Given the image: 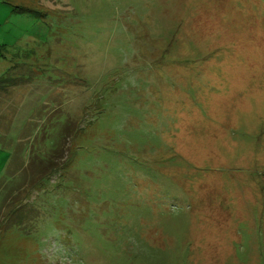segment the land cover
I'll return each instance as SVG.
<instances>
[{"label": "rangeland", "instance_id": "374dc122", "mask_svg": "<svg viewBox=\"0 0 264 264\" xmlns=\"http://www.w3.org/2000/svg\"><path fill=\"white\" fill-rule=\"evenodd\" d=\"M0 80V264H264V0H0Z\"/></svg>", "mask_w": 264, "mask_h": 264}, {"label": "trees", "instance_id": "16d2710c", "mask_svg": "<svg viewBox=\"0 0 264 264\" xmlns=\"http://www.w3.org/2000/svg\"><path fill=\"white\" fill-rule=\"evenodd\" d=\"M14 83V82H13ZM7 84V83H6ZM6 84H3V80H0V89H2L4 87V89L6 90L5 87H7Z\"/></svg>", "mask_w": 264, "mask_h": 264}, {"label": "bare ground", "instance_id": "6f19581e", "mask_svg": "<svg viewBox=\"0 0 264 264\" xmlns=\"http://www.w3.org/2000/svg\"><path fill=\"white\" fill-rule=\"evenodd\" d=\"M257 161L259 162V160H257ZM257 161H256V163H258ZM258 164H259V163H258ZM199 186H200V185H199ZM180 264H181V263H180Z\"/></svg>", "mask_w": 264, "mask_h": 264}]
</instances>
